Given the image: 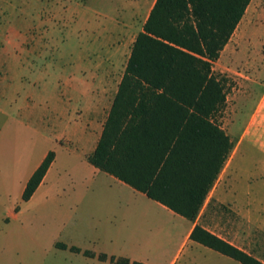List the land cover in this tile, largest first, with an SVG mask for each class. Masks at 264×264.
Listing matches in <instances>:
<instances>
[{
    "label": "rangeland",
    "instance_id": "1",
    "mask_svg": "<svg viewBox=\"0 0 264 264\" xmlns=\"http://www.w3.org/2000/svg\"><path fill=\"white\" fill-rule=\"evenodd\" d=\"M149 7L140 0H0V48L12 43L0 51L7 91L16 105L30 98L32 106L0 145V264H111L70 252L75 247L169 264L178 251L190 221L96 171L85 159L89 147L75 148L64 135L73 120L89 125L93 118L94 133L101 131ZM91 10L99 13L93 23ZM212 69L228 80L217 123L232 149L191 223L264 263V0L249 4ZM90 74L103 93L93 117L76 101ZM47 148L55 152L51 170L22 202L26 172ZM188 260L240 264L199 244L184 247L175 264Z\"/></svg>",
    "mask_w": 264,
    "mask_h": 264
},
{
    "label": "trees",
    "instance_id": "2",
    "mask_svg": "<svg viewBox=\"0 0 264 264\" xmlns=\"http://www.w3.org/2000/svg\"><path fill=\"white\" fill-rule=\"evenodd\" d=\"M251 2L155 0L87 162L193 222L232 149L217 123L228 80L212 66ZM53 161L49 152L26 183L22 202L31 199ZM188 239L240 264H264L198 225Z\"/></svg>",
    "mask_w": 264,
    "mask_h": 264
},
{
    "label": "crops",
    "instance_id": "3",
    "mask_svg": "<svg viewBox=\"0 0 264 264\" xmlns=\"http://www.w3.org/2000/svg\"><path fill=\"white\" fill-rule=\"evenodd\" d=\"M140 1H144L145 3H150L149 10L147 11V14H146V17H145V21H146V19L148 17V14H149V12H150V10H151V8H152L155 0H140ZM87 12H88V16H90V18L92 20V23H93V20L99 16V13L97 11H95V10L94 11L91 10V11H87ZM94 24H98V23H94ZM7 46H12V43H9L8 45L6 44L5 47L0 48V51L4 50ZM25 64H27V60H23V62L21 61L22 68L26 66ZM6 65L7 64L5 62L0 61V68L2 69V71H4L3 72L4 75L1 74V76H0V145L3 144V143L8 142L7 141L8 139H6V135L9 132L12 131V128L13 127H17L18 125H20V123L23 124V121L20 120L18 114L20 112L27 113L31 109V107H32V106H29V103H28V101L30 100V98H28V99L25 98L24 99L23 103L21 104L22 107L16 105L17 102H16L15 99H13V95L12 94L10 95V93L7 91V89H9V91H10V88L12 87V85H9L8 84V80L6 78V75H7ZM93 78H94L93 74H90V77H89L88 82L86 81V79H82V81L85 80L84 82H87V83L84 86L85 87L84 90H82V92L79 94V97L76 100L79 104H81V102L84 103L83 105L85 107V113H86L87 117H93L94 115H97L98 110H99L98 100H99V97H103V93L96 88L95 82L93 81ZM62 79H63V81L65 83L66 77L63 76ZM17 81H18L17 83H19V78L17 79ZM34 88H35L34 85L33 86H29V91L30 90L31 91H34ZM64 88H66V86ZM113 99H114V97H113ZM112 102H113V100H112ZM112 102H111V104H112ZM110 107H111V105H110ZM109 110H110V108H109ZM106 118H107V116H106ZM88 123H89V125L88 124L86 125V124H84L83 121L73 120V122H72L73 125H71L69 123V126H66L68 128L67 129L68 132L66 134H64L66 136V138L70 139L73 142L74 145H72V146H74V147L75 146H78L80 148H81V146H85L86 148L89 147L88 149H85L86 150L85 159L96 148V145H97V142H98V140L100 138V135H101V132H102V127H103V124H104L103 123L101 125V131L98 134H95L94 131H93V128L95 126V121H93V118H92L91 121H88ZM41 140H45V137H42ZM55 142H56V140H55ZM49 152H53L54 153V160H55V152L54 151H51L48 148L45 149V150H43L38 155V157L35 159V161L32 163V165L29 167V169L26 172V176L24 177L23 182H22V189H21V192L22 193L24 191V188H25L26 183L28 182L29 178L32 176V174L35 172V170L39 167V165L41 164V162L44 160V158L46 157V155ZM53 162H52L51 166L49 167L46 175L44 176L42 182L38 186V188H40L42 186V184H44V182L46 180V177L48 176V174H49V172L51 170V167L53 165ZM91 167H93V166H91ZM94 169L96 171H99L96 168H94ZM99 172H101V171H99ZM104 174H106V173H104ZM106 175H108V174H106ZM108 176H110V175H108ZM110 177H112V176H110ZM113 179H115V178H113ZM115 180H117V179H115ZM118 182H120V181H118ZM120 183H122V182H120ZM122 184H124V183H122ZM135 192H137V191H135ZM22 193H21V196H22ZM160 206L163 207L164 209L168 210L164 206H162V205H160ZM168 211H170V210H168ZM170 213H172V212L170 211ZM172 214H174V213H172ZM174 215H176V214H174ZM176 216H178V215H176ZM178 217H180V216H178ZM180 218H182V217H180ZM193 227H194V224L191 223V222H190L189 225H187V231L185 232L184 240L182 241V243H181L178 251L174 255V257L170 260L169 264H175V262L178 260L179 256L182 254L184 247L189 246V247L192 248V246L194 244H196V243H194V242H192V241H190L188 239L189 234H190V232H191V230H192ZM76 249H78V248H76ZM69 250L72 253H77V254H80L81 253L84 257H87V258H97L101 262L109 261V259L111 258V257H107L105 254H100V255H105L106 256V260H100L99 259V256L100 255L96 256L94 253L89 252V251L82 252L79 249V252H74L71 249H69ZM85 252L90 253L91 256H85L84 255ZM188 263H189V260L186 262V264H188Z\"/></svg>",
    "mask_w": 264,
    "mask_h": 264
}]
</instances>
